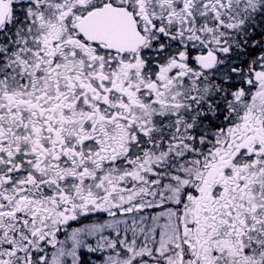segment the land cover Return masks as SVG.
Segmentation results:
<instances>
[{
    "label": "snow or ice",
    "instance_id": "obj_1",
    "mask_svg": "<svg viewBox=\"0 0 264 264\" xmlns=\"http://www.w3.org/2000/svg\"><path fill=\"white\" fill-rule=\"evenodd\" d=\"M0 264H264V0H0Z\"/></svg>",
    "mask_w": 264,
    "mask_h": 264
}]
</instances>
